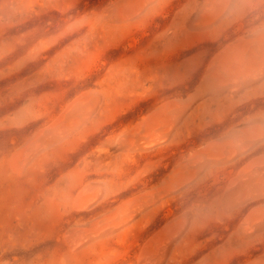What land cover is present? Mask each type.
<instances>
[{
	"label": "rangeland",
	"instance_id": "obj_1",
	"mask_svg": "<svg viewBox=\"0 0 264 264\" xmlns=\"http://www.w3.org/2000/svg\"><path fill=\"white\" fill-rule=\"evenodd\" d=\"M257 31L264 0H0V264H264ZM238 38L225 90L211 60Z\"/></svg>",
	"mask_w": 264,
	"mask_h": 264
},
{
	"label": "bare ground",
	"instance_id": "obj_2",
	"mask_svg": "<svg viewBox=\"0 0 264 264\" xmlns=\"http://www.w3.org/2000/svg\"><path fill=\"white\" fill-rule=\"evenodd\" d=\"M151 1V0H150ZM216 2V1H215ZM137 4V3H136ZM116 6V5H115ZM203 6V5H202ZM120 7V6H119ZM118 13V12H117ZM119 14V13H118ZM199 15V14H198ZM214 16V15H213ZM221 18H223L222 16H221ZM221 18H220V20H221ZM119 19V18H118ZM130 19V18H129ZM198 20V19H197ZM200 20V19H199ZM215 21V20H214ZM201 25V24H200ZM201 30V29H200ZM203 30V29H202ZM258 33H255V40H256V45H255V48H253L252 49V51H251V54L250 55H253V56H255V55H257L258 53H261L262 54V52H263V54H264V41H261L260 39L262 38V37H264V31H262V32H260L259 33V31H257ZM248 38H250L249 40H250V42L253 40L252 38H251V36L250 37H248ZM252 39V40H251ZM254 40V41H255ZM264 40V39H263ZM244 41H245V39L244 38H238V40H235V42H231V44H229V45H227V46H225V47H223L221 50H219V52L217 53V54H215V56H214V58L211 60V66H213V68H214V72L216 71V73H218L219 75H221L222 76V78H220V80H218V82H219V86L220 87H224V89L225 88H227V89H235V88H237L236 86L240 83V78L238 77V72H239V70L241 69V67H243V66H245V65H247V61L249 60V59H251L250 58V56L249 57H247V55L244 53V51H242V50H240L239 49V47H240V45H242L243 43H244ZM249 44V41L247 42V45ZM251 44V43H250ZM246 45V46H247ZM245 46V47H246ZM247 48V47H246ZM250 48H252V47H250ZM248 52V54L250 53L249 52V50L247 51ZM262 54V55H263ZM252 56V57H253ZM259 57V56H258ZM260 57H262V56H260ZM251 61H252V59H251ZM249 62V61H248ZM209 66H210V64H209ZM251 69V68H250ZM212 70V69H211ZM261 70V69H260ZM259 70V71H260ZM208 71H210V69L208 70ZM256 71V70H255ZM258 71V70H257ZM207 72V71H206ZM261 72H262V70H261ZM255 73V72H254ZM257 73V72H256ZM261 74V73H260ZM256 75V74H255ZM210 76H213V74L212 75H210ZM258 76V75H257ZM256 76V77H257ZM217 77V76H216ZM215 77V78H216ZM219 77V76H218ZM243 77V76H242ZM206 78V77H205ZM213 78V77H212ZM247 78V76L245 77V79ZM250 78V77H249ZM251 78H253L254 79V76H252ZM251 78L250 79H247V80H251ZM211 79V78H210ZM244 79V78H243ZM245 79L244 80H242V81H245ZM252 79V80H253ZM241 81V82H242ZM253 81H255V80H253ZM257 81V80H256ZM217 82V83H218ZM253 83H255V82H253ZM250 84H251V82H250ZM250 84H248V85H250ZM246 85V84H245ZM247 85V86H248ZM221 89H223V88H221ZM227 89H225V90H227ZM239 90V89H238ZM215 91V90H214ZM234 94V93H233ZM193 97V96H192ZM189 100V99H188ZM160 106V105H159ZM165 106H167V105H165ZM164 106V107H165ZM159 107H157L156 109H158ZM160 109V108H159ZM163 109V108H162ZM159 112V111H158ZM156 114H157V111H153L152 113H150V114H148V116L147 117H145V118H143V121L141 120L140 122L141 123H143L144 125H146L145 126V128H146V134L148 133L149 135H150V137H152L153 135H152V132H156V131H154V129H155V127H157V126H160L159 124H152V125H150V123L152 122V121H154L155 120V117H156ZM162 114H163V112H162ZM179 114V113H178ZM158 115V114H157ZM180 115V114H179ZM162 116V115H161ZM160 116V117H161ZM65 117V116H64ZM159 117V118H160ZM58 119V118H57ZM159 121V120H158ZM165 122V121H164ZM163 122V123H164ZM175 122V121H174ZM156 123V122H155ZM60 124V123H59ZM142 124V125H143ZM256 124V123H255ZM61 125V124H60ZM148 125H150V126H148ZM164 125V124H163ZM162 125V126H163ZM138 126V125H137ZM172 126V125H171ZM58 127V126H57ZM60 127V126H59ZM176 127V126H175ZM261 127V126H260ZM129 128V127H128ZM159 128H163L162 130H165V131H167L168 129H169V127H159ZM248 128V127H247ZM157 129V128H156ZM145 130V129H144ZM247 130H249V128L247 129ZM241 131V133L240 134H242L243 132H242V130H238L237 132H240ZM245 131V130H244ZM64 132H66V131H64ZM69 133V132H68ZM127 133V132H126ZM129 133V132H128ZM140 133V132H139ZM160 133V132H159ZM158 133V134H159ZM162 133V132H161ZM251 133V132H250ZM66 134V133H65ZM142 134V133H141ZM140 134V135H141ZM125 135V134H124ZM144 135H145V133H144ZM122 136V135H121ZM127 136V135H126ZM131 136V135H130ZM162 136V135H161ZM165 136H167L166 134H165ZM34 137V136H33ZM123 137V136H122ZM132 137V136H131ZM249 137V136H248ZM65 138V137H64ZM127 138V137H126ZM148 138V137H147ZM146 138V139H147ZM164 138H166V137H164ZM145 139V140H146ZM151 139V138H150ZM162 139V138H161ZM168 139V138H167ZM233 139V138H232ZM255 139V138H254ZM149 140V139H148ZM162 140H164V139H162ZM248 140V139H247ZM155 141V140H154ZM160 141V140H159ZM214 142H215V140H213ZM259 141V140H258ZM29 142V141H28ZM123 142V141H122ZM121 142V143H122ZM218 142V141H217ZM51 143V142H50ZM28 144H30V143H28ZM152 144L154 145V142L153 141H150L147 145L148 146H152ZM212 145V142H210V144H208L204 149H203V151H208V154H207V156H208V161H210V163L209 164H215L217 161H219L220 162V160H222L223 158L220 156V155H218V154H216V153H214L215 152V149H214V152H212V151H209L210 150V146ZM250 145V144H249ZM253 145V144H252ZM48 146V145H47ZM50 146H52V145H50ZM217 146V145H216ZM45 147V146H44ZM213 147H215V146H213ZM212 147V148H213ZM23 148V147H22ZM133 148V147H132ZM202 148V147H201ZM227 149V148H226ZM238 150V149H237ZM202 151V152H203ZM249 151V150H248ZM194 152V151H193ZM207 153V152H206ZM241 153V152H240ZM202 154V153H201ZM228 154V153H227ZM19 155V154H18ZM239 155V154H238ZM192 156V155H191ZM16 157V156H15ZM29 157V156H28ZM227 157V156H226ZM17 159H18V157H17ZM24 159H25V157H24ZM191 159H193L192 157H191ZM227 158H225V160H226ZM260 159V158H259ZM202 160V159H201ZM233 160V159H232ZM257 160V159H256ZM189 161H190V159H189ZM188 160H187V162H189ZM193 161V160H192ZM228 161V160H227ZM12 162V161H11ZM186 162V163H187ZM254 162V161H253ZM15 163V162H14ZM204 163V162H203ZM222 163V162H221ZM224 163V162H223ZM262 163H263V160H262ZM27 164V163H26ZM217 164V163H216ZM215 164V165H216ZM18 168H20V166H17ZM249 167V166H248ZM248 167H247V169H248ZM15 168H16V166H15ZM263 168H264V166H263ZM177 169V168H176ZM179 169V168H178ZM177 169V170H178ZM174 171V170H173ZM16 172V171H15ZM176 172L177 171H174V173H173V175H175L176 174ZM182 173V172H181ZM18 174V173H17ZM261 174V173H260ZM170 175V174H169ZM177 175V174H176ZM175 175V176H176ZM172 176V175H171ZM185 176V175H184ZM168 177H166V179H167ZM176 178V177H175ZM178 178V177H177ZM181 178V177H180ZM166 179H165V181H166ZM171 180V179H170ZM170 180H168V183L169 182H171ZM176 180V179H175ZM235 180V179H234ZM176 181H178V180H176ZM182 181H185V179L183 178V180ZM264 182V181H263ZM172 183V182H171ZM190 183V182H189ZM183 184V182L182 183H179V184H177L176 185V187L175 188H177L178 186H181ZM183 185H185V184H183ZM172 186H173V184H172ZM171 185H170V190H171V187H172ZM90 187V186H89ZM88 188V187H87ZM157 188V187H156ZM182 188H183V186H182ZM86 189V188H85ZM91 189V188H90ZM261 189V188H260ZM92 190V189H91ZM175 190V189H174ZM260 192H261V194H260V196L261 195H264V188H262L261 190H260ZM80 193V192H79ZM87 194V193H86ZM89 194V193H88ZM91 194V193H90ZM93 194H95V193H93ZM173 194V193H172ZM100 195H98V197H99ZM93 197H94V195H93ZM93 197H91V199H89V200H86V199H82V198H78V197H76V198H78V199H76L73 203V208L75 209V210H77V211H81V210H86V209H88L89 207H90V205H91V203L93 202ZM263 197V196H262ZM97 198V197H96ZM253 198V197H252ZM100 199H101V197H100ZM97 201V200H96ZM128 204V203H127ZM256 208V207H255ZM116 209V208H115ZM126 209V208H125ZM254 209V208H253ZM260 211H261V209H260ZM110 212V211H109ZM137 212V211H136ZM257 212H259L257 209H254V210H251L249 213H248V215L246 216V218H245V221H246V223L248 224V229H252V226L255 224V222L257 223V222H261L262 221V219H263V217L261 216V215H258L257 214ZM107 213V212H106ZM113 213V212H112ZM114 213H117L116 211L114 212ZM262 212H260L259 214H261ZM104 215H105V213H104ZM135 215V214H134ZM114 216H115V214H114ZM113 216V217H114ZM130 217V216H129ZM98 219V218H97ZM123 219V218H122ZM177 219V218H176ZM102 220V219H101ZM107 220H109V219H107ZM114 220V219H113ZM124 220V219H123ZM127 220V219H126ZM175 220V219H174ZM95 221V220H94ZM103 222V221H102ZM120 222V221H119ZM108 223V222H107ZM91 224V223H90ZM96 224V223H95ZM168 224H170V223H168ZM243 224V223H242ZM107 225V224H106ZM124 226V225H123ZM245 226V225H244ZM82 227V226H81ZM81 227H80V231H82L81 230ZM85 226H83V228H84ZM90 227H91V225H90ZM93 227V226H92ZM118 227V226H117ZM163 227V226H162ZM120 228V227H119ZM170 227H169V225H167V226H165V227H163L160 231H158V232H156V234L154 235V236H152V238L150 239V241L149 242H147L146 241V246H148V244L151 242V241H157V242H160V243H163L164 244V246H166V245H168V243L172 240V238H173V234H172V232L170 231V229H169ZM79 229V228H78ZM101 229V228H100ZM172 229V228H171ZM88 230V229H87ZM93 230V229H92ZM115 230H117V229H115ZM173 230V229H172ZM70 231V230H69ZM98 231V230H97ZM112 232V231H111ZM115 232V231H114ZM93 233V232H92ZM113 233V232H112ZM183 233V232H182ZM80 235H81V233H79ZM84 234V233H83ZM86 235V234H85ZM89 235V234H88ZM109 235V234H108ZM79 236V235H78ZM91 236V235H90ZM89 236V237H90ZM103 236H106V234L105 235H103ZM69 237V236H68ZM86 237V236H85ZM99 237H100V235L98 236V237H95L96 239L98 238L99 239ZM74 238V237H73ZM94 238V239H95ZM102 238V237H101ZM82 239V238H81ZM87 239V238H86ZM91 239V238H90ZM79 241V240H78ZM94 241V240H93ZM174 241V240H173ZM173 241H171V242H173ZM177 242V241H176ZM86 243V242H85ZM155 243V242H154ZM151 244H153V242L151 243ZM150 245V244H149ZM174 245V244H173ZM151 246V245H150ZM145 247V246H144ZM77 248H79V247H77ZM164 248V247H163ZM169 248V247H168ZM147 249V248H146ZM171 249V248H170ZM144 250V249H143ZM143 250H142V252H143ZM148 250V249H147ZM145 251V250H144ZM149 251V250H148ZM170 251V250H169ZM145 253L147 254V251H145ZM144 254V253H143ZM145 256V255H144ZM141 258H142V256H141ZM162 258V257H161ZM143 259V258H142ZM147 259H148V257H147ZM146 260V259H145Z\"/></svg>",
	"mask_w": 264,
	"mask_h": 264
}]
</instances>
